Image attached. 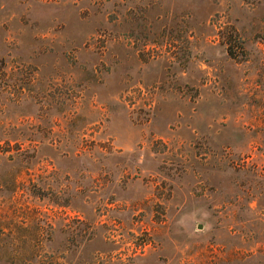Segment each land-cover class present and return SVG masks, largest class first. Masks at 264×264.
<instances>
[{"label":"rangeland","instance_id":"1","mask_svg":"<svg viewBox=\"0 0 264 264\" xmlns=\"http://www.w3.org/2000/svg\"><path fill=\"white\" fill-rule=\"evenodd\" d=\"M0 229L58 264H264V0H0Z\"/></svg>","mask_w":264,"mask_h":264},{"label":"trees","instance_id":"2","mask_svg":"<svg viewBox=\"0 0 264 264\" xmlns=\"http://www.w3.org/2000/svg\"><path fill=\"white\" fill-rule=\"evenodd\" d=\"M25 228V227H24ZM8 233L6 236H13L15 231L23 229L18 223H12L6 227ZM0 229V234H2ZM16 240L9 239L8 243L13 244ZM2 262V263H1ZM0 263L1 264H58L49 254H39L35 251H18L13 249L1 250L0 251Z\"/></svg>","mask_w":264,"mask_h":264},{"label":"water","instance_id":"3","mask_svg":"<svg viewBox=\"0 0 264 264\" xmlns=\"http://www.w3.org/2000/svg\"><path fill=\"white\" fill-rule=\"evenodd\" d=\"M201 226H202L201 224H198V228H201Z\"/></svg>","mask_w":264,"mask_h":264}]
</instances>
